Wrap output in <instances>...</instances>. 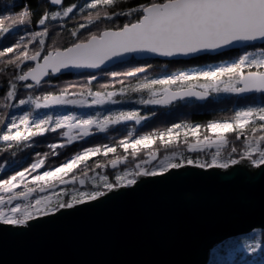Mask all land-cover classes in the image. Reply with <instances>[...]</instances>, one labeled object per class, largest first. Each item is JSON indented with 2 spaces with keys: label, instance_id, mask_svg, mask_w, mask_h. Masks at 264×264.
<instances>
[{
  "label": "snow or ice",
  "instance_id": "6c2138e0",
  "mask_svg": "<svg viewBox=\"0 0 264 264\" xmlns=\"http://www.w3.org/2000/svg\"><path fill=\"white\" fill-rule=\"evenodd\" d=\"M49 3L59 10L44 11L37 21L38 31H31L27 37H21L11 46L0 45V62L4 65L0 72L8 67L14 70L0 106L4 109L32 106V110L19 116L9 118L7 112L0 114V125L6 129L0 132V141L7 145L4 151H10L12 156L16 155L20 144L29 147L35 137L47 133H56L62 138L60 142L49 145L51 154L58 155V148L89 137L94 130L104 132L111 126L127 121L139 123L147 119L139 111H116L103 116L99 112L86 116L74 112L57 116L37 115L35 110L57 105L115 103L113 97L118 93L93 92L83 87L74 90L76 86L69 85L57 93L49 92L35 97L28 95L27 98H20L18 103H10L17 100L21 82H24L25 89L31 90L50 76L72 69L100 70L110 62L133 54L188 57L217 52L238 44H264V0H144L119 11L115 10L117 0H85L83 4L49 0ZM77 13L82 19L68 30L73 38L71 43L60 47L52 39L51 47H48L49 24L52 21L72 20ZM32 15L30 5H25L19 15L6 17L9 27L4 26L5 18L0 17V41L12 38L19 26L29 23ZM122 17L129 22L117 24L116 21ZM100 23L105 25L102 29L92 30ZM59 26L65 29L64 24ZM31 44L37 47L29 50ZM146 70V67H137L133 71H113L109 75L120 83L121 96L129 92L147 93V99L141 98L140 104L168 105L186 97L206 100L213 93L235 94L249 102L228 119L214 120L206 125L174 124L163 132L138 137L129 133L113 145L84 148L60 166L36 175L32 173L45 165L48 153H38L29 167L14 171L12 175H7L10 164L4 160L0 171L7 178L0 177V226L31 231L65 215L87 210L80 206L95 207L92 202L107 198L121 189L134 190L141 178H153L147 181L151 183H164L193 175L213 176L215 172L210 170H229L238 165H247L258 170V176L264 181V49L259 53L245 52L235 62L215 69L180 72L158 79L137 78ZM121 77L137 78L136 83L125 85ZM96 79V75H91L88 83ZM201 80L204 82L200 83ZM102 87L107 88L108 85ZM255 94L261 97L260 102H256ZM201 128L212 135L206 134L201 139L197 136ZM229 133L232 134L231 140L227 135ZM180 135L184 138L182 147L177 143ZM189 137L192 139L189 140ZM155 139L165 146V154L158 155V149L150 147ZM118 148H122L124 154H117ZM141 148L146 150L145 159L137 157ZM183 149H187L189 154L186 155ZM204 152L208 155L202 159L200 153ZM110 153L113 158L107 159ZM129 154L136 158L133 166L123 167L112 178L99 173L90 177L92 186L89 190L73 187L69 191L62 187L59 193L44 194L45 185L50 180L66 185L64 176L91 157H102L95 164L98 169L109 165L117 169L118 165L125 164ZM192 169L203 172L194 173ZM29 178L35 187L27 182ZM71 179L73 185L77 180L81 186L86 184L83 176L78 178L73 175ZM18 186H22L23 191H16ZM252 239L253 243L243 245L238 240L226 241L224 247L233 253H255L259 250L261 259L254 264H264V246L254 237Z\"/></svg>",
  "mask_w": 264,
  "mask_h": 264
},
{
  "label": "water",
  "instance_id": "95a60500",
  "mask_svg": "<svg viewBox=\"0 0 264 264\" xmlns=\"http://www.w3.org/2000/svg\"><path fill=\"white\" fill-rule=\"evenodd\" d=\"M244 47L188 57L133 54L100 70L132 57L191 60ZM100 70L72 69L54 76ZM210 171L215 175L164 183L141 178L134 190L121 189L92 202L95 207L80 206L87 210L31 231L0 226V264H206L218 243L264 229V181L258 170L238 165Z\"/></svg>",
  "mask_w": 264,
  "mask_h": 264
},
{
  "label": "trees",
  "instance_id": "16d2710c",
  "mask_svg": "<svg viewBox=\"0 0 264 264\" xmlns=\"http://www.w3.org/2000/svg\"><path fill=\"white\" fill-rule=\"evenodd\" d=\"M66 4L77 3L83 4L85 0H65ZM144 2V0H117V7L115 10H125L128 7L135 5L137 3ZM11 5H16L15 7H11ZM25 5H30L31 11L34 13L30 17L29 23L26 25L19 26L16 29L15 35L6 41H0V45H7L11 46L13 42H18L21 37H27L28 33L31 31H38L39 26L37 25V21L40 15L46 10H59L58 8L54 9L49 3V0H0V17H4V26L9 27L10 23L6 19L9 15H19ZM113 9H109L112 11ZM82 17L79 13L72 20L68 21H52L49 24L50 30V38L46 42L48 47H51L52 39H55L56 45L63 47L67 46L72 41V37L69 35V31L73 28L77 21L81 20ZM129 22L127 18H120L116 21L117 24H123ZM60 24L65 25V29L60 28ZM105 25L103 23L97 24L92 30H100ZM57 33H59L57 35ZM86 35V33H84ZM83 38V36L81 37ZM29 50L37 47L36 44H31L28 46ZM263 48L264 44L261 45H254V46H247L241 49L231 50L224 52L219 55H204L198 58H194L191 60H172V61H165L161 59H136L132 57L127 62L120 63L114 65L108 69L100 70L96 73H81V74H66V75H59V76H50L46 81L41 83L39 86H35L33 89L28 90L23 87L24 82H21L18 85V95L17 100L20 98H27L28 95L35 96H42L46 93L52 92L57 93L61 89L68 87L69 85H75L76 89L79 90L81 87L95 91H106L111 89L120 88L121 85L117 80H114L109 73L116 71L125 73L128 71H133L137 67H146V71L143 73L138 74L139 79L144 78H151L156 75L160 74H171V71H175L186 66L192 65H200V64H208L212 62H217L220 60H230L234 59L245 51H250L252 49ZM4 65L0 62V68H3ZM14 70L11 67L6 68L3 72H0V101L4 98L5 89L7 87L8 80L11 78L12 73ZM91 75H96L97 79L95 81H91L88 83L89 77ZM137 78H124L121 77L120 79L124 80V84H132L136 82ZM30 83V81H29ZM108 85L107 88H103L102 86ZM256 102H260L261 97L259 94H255ZM246 101L240 96L235 94H228L221 98L210 97L206 100H187V102H177L174 106L169 105H149L146 107H141V116L147 117V119L141 120L139 123L136 122H125L119 125L111 126L107 131L104 132H97L95 134L90 135L82 140H78L73 142L72 144L67 145L66 147L58 148L56 151L58 155H53L52 150L50 149L49 145L52 143H58L61 141V137L58 136L56 133H47L44 136L35 137L33 141L30 142L29 147H25L24 144H20L19 149L16 150V155L12 156L11 152H5L4 149L7 145L0 141V165H3L4 160L9 161L10 167H8L7 175H12L14 171H20L23 167H29L31 162H34L36 159L37 154H44L48 153L45 160V165L38 169L35 173L38 174L47 169H53L55 167L60 166L65 160L70 159L75 153L81 151L87 147L99 146V145H113L117 143L120 139L124 136L131 133L133 137H138L140 135H146L155 132H163L164 130L170 128L174 124L178 123H186V124H198V125H206L211 121H218L231 118L235 111L241 107L245 106ZM11 103V102H10ZM171 109H175L171 112ZM7 112L8 117L11 114V108L4 109L0 106V114ZM5 127L0 125V132H3ZM204 131L203 135H197L201 139L204 135H212L210 133H206ZM201 134V133H200ZM231 136V137H230ZM228 138L232 139V134H228ZM192 138L189 137V140ZM180 141V140H179ZM180 144L183 145V140L180 141ZM239 142H237V147H239ZM153 149H158V155L165 154V146L160 143L158 139H155L153 144L150 146ZM131 150H129L130 153ZM145 149L141 148L140 151L137 152V157L140 159H145L146 156L144 155ZM117 154H124L122 148L117 149ZM191 155L195 156V153H191ZM200 157L207 158L206 152L200 153ZM113 158V154H109L107 159ZM102 159L101 156H94L91 157L88 161L80 164L77 168L73 169L72 172L68 173L65 176V180L67 181L66 185H57V187L62 188L65 187L69 191L75 187L77 188L79 185L78 180L73 185L72 183V176L75 175L78 178L85 176L84 174H92L93 172H99L102 174L108 175L110 178L114 177L115 172L122 170L125 166H133L135 163L136 158L132 157L130 154L127 156V160L125 164L118 165L117 169L111 168L109 165L107 168L98 169L95 167L96 162ZM155 163V161L153 162ZM0 177L7 178L3 171H0ZM90 188L91 186H86ZM22 186H18V190H22ZM35 195V194H34ZM261 237V242L264 245V229H259L257 231ZM244 235H239L236 237L228 238L224 241L229 239L240 240ZM241 237V238H240ZM216 252L213 256L209 259L207 264H223L220 261V258H226L227 256H219L220 254H225L223 249L215 250ZM261 256V253L258 255ZM261 259L260 257L257 260Z\"/></svg>",
  "mask_w": 264,
  "mask_h": 264
},
{
  "label": "rangeland",
  "instance_id": "374dc122",
  "mask_svg": "<svg viewBox=\"0 0 264 264\" xmlns=\"http://www.w3.org/2000/svg\"><path fill=\"white\" fill-rule=\"evenodd\" d=\"M257 45H259V44H257ZM261 49H263V48L252 49L250 51H245V52H256V53H259V51ZM245 52L243 54H241L240 56L234 58V59L220 60V61L212 62V63H208V64L186 66L184 68L175 70L173 72L171 71V74H160V75H156V76H153V77L147 78V79L163 78L165 76L174 75V74H177V73H180V72L194 73V72H199V71H203V70L215 69L218 66L226 65V64H230V63L235 62L241 56H243L245 54ZM203 82H204L203 80L200 81V83H203ZM135 83L136 82H134L132 84H135ZM156 87H157V89L159 88V86H156ZM119 89L120 88L106 90V91H115V92L118 93L115 97H113V100L115 101V103H113L112 101H108V102H106L103 105H91V106H87V105L86 106L57 105V106H52L50 108H46V109L42 108V109L35 110V111H36L37 115L51 114V115L57 116V115H67V114H70V113L74 112V113H76L79 116H86V115H91V114H95V113L99 112L101 114V116H103V115L108 114L109 112H116V111H139L140 112L141 111V109H140L141 107H146V106L152 105V104H140L139 103V100L141 98L147 99V93L139 94V93L129 92L126 95L121 96V95H119ZM92 91L95 92V90H92ZM228 94L229 93H219V94L213 93L210 97L221 98V97H223L225 95H228ZM10 102L13 103V104L18 103V101L17 102L16 101H10ZM241 107H243V106H241ZM29 110H32V106L31 105L22 106L20 108L13 107V108H11L12 112L10 114V117L13 116V115H16V116L22 115L25 111H29ZM171 112H173V111H171ZM140 114H141V112H140ZM127 122H135V121H127ZM178 124H186V123H178ZM189 125H192V124H189ZM194 125H198V124H194ZM97 132H101V131L94 130L92 134H95ZM203 134H204L203 130H202V132H201V130L199 132H197V135H203ZM210 134H212V133H210ZM183 139L184 138H183L182 135L178 136L177 137V143L180 144V141L183 140ZM181 147H182V145H181ZM183 150H184L186 155L189 154L187 149H183ZM206 155H208L207 152H206ZM42 172H40V173H42ZM98 173L99 172H93L92 174H87L86 176H83V178L86 179V184L84 186H81L80 184H78L79 186L77 187V189L89 190L90 188L86 187L87 185L88 186H92V181L89 178L97 175ZM99 174H102V173H99ZM32 175H36V174H32ZM64 178H65V176H64ZM27 182L30 184V186L35 187V185L32 184L30 178L28 179ZM59 184H60L59 181L50 180L49 184L45 185V193L44 194L59 193V191L61 189V188L57 187V185H59ZM15 190L16 191H23V188H22V190H18V189H15ZM37 191H39L38 188H37ZM34 194L35 193H33V195ZM259 229L260 228L255 229V230H253V231H251L249 233L243 234L244 236L242 237V239H240L238 241H240L241 245H243L245 243H253L254 240L252 238L254 237L256 242H259L262 246H264L262 244V242H261V237H260L259 233L257 232ZM232 240H234V239H229L227 241H232ZM225 242L226 241H222V242L218 243L217 245H215L210 250L209 259L216 252L215 250H218V249H223L225 251V254H222V255L220 254L219 256H227L225 259L224 258H220L219 259L220 261H222L223 264H254L255 261H258L257 258H259V257L261 258V256H258L260 254L259 250H257V252H255V253H252V252L233 253L227 247H224Z\"/></svg>",
  "mask_w": 264,
  "mask_h": 264
},
{
  "label": "flooded vegetation",
  "instance_id": "af4514ba",
  "mask_svg": "<svg viewBox=\"0 0 264 264\" xmlns=\"http://www.w3.org/2000/svg\"><path fill=\"white\" fill-rule=\"evenodd\" d=\"M188 100H190V99H188ZM196 100H198V99H196ZM186 101H187V100H186ZM182 102H185V101H182ZM176 103H177V102H175V103H171V106H174ZM168 105H169V104H168ZM171 111H174V110L171 109Z\"/></svg>",
  "mask_w": 264,
  "mask_h": 264
},
{
  "label": "bare ground",
  "instance_id": "6f19581e",
  "mask_svg": "<svg viewBox=\"0 0 264 264\" xmlns=\"http://www.w3.org/2000/svg\"><path fill=\"white\" fill-rule=\"evenodd\" d=\"M187 99L181 100V101H177V102H182V101H186Z\"/></svg>",
  "mask_w": 264,
  "mask_h": 264
}]
</instances>
